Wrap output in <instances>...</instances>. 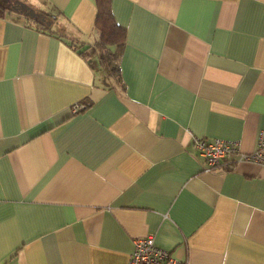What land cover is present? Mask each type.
<instances>
[{
  "label": "crops",
  "instance_id": "crops-1",
  "mask_svg": "<svg viewBox=\"0 0 264 264\" xmlns=\"http://www.w3.org/2000/svg\"><path fill=\"white\" fill-rule=\"evenodd\" d=\"M0 5V264H128L148 235L181 264H264V165L194 146L256 149L264 0H110L118 81L86 48L94 0Z\"/></svg>",
  "mask_w": 264,
  "mask_h": 264
},
{
  "label": "built area",
  "instance_id": "built-area-1",
  "mask_svg": "<svg viewBox=\"0 0 264 264\" xmlns=\"http://www.w3.org/2000/svg\"><path fill=\"white\" fill-rule=\"evenodd\" d=\"M83 108L81 104L72 106L74 112ZM198 155L204 159L206 170L221 164L222 161L234 159L235 162H251L264 165V131L258 137L256 149L252 153H242L239 144L233 141L214 139L211 141L194 139ZM128 264H181L170 252L160 248L155 238L148 235L134 241V248Z\"/></svg>",
  "mask_w": 264,
  "mask_h": 264
},
{
  "label": "trees",
  "instance_id": "trees-1",
  "mask_svg": "<svg viewBox=\"0 0 264 264\" xmlns=\"http://www.w3.org/2000/svg\"><path fill=\"white\" fill-rule=\"evenodd\" d=\"M94 2L97 9L95 19L97 38L92 45H89L86 48H91L89 53L94 52L93 54H89V56H97L104 80L107 81L112 78V80L118 81L119 66L117 50H119L125 41L124 29L116 23L113 17L110 0H94ZM6 12V9L0 5V16H4ZM111 47L114 49L112 50ZM84 56L86 57L87 53H85ZM225 162L228 165L229 161ZM225 162L222 161L220 165L226 164Z\"/></svg>",
  "mask_w": 264,
  "mask_h": 264
}]
</instances>
